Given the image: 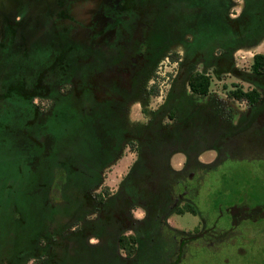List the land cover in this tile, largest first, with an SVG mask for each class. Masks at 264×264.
<instances>
[{
    "label": "trees",
    "instance_id": "16d2710c",
    "mask_svg": "<svg viewBox=\"0 0 264 264\" xmlns=\"http://www.w3.org/2000/svg\"><path fill=\"white\" fill-rule=\"evenodd\" d=\"M242 2L234 16L236 0H122L113 24L108 13L97 22L114 38L91 45L59 10L45 16L48 40L29 6L0 13V264H170L187 234L172 216L211 225L199 183L228 161L264 159V54L249 69L236 56L264 42V0ZM165 58L177 67L150 109ZM226 77L239 81L228 99L211 91ZM136 103L145 122L131 118ZM127 148L135 161L112 191Z\"/></svg>",
    "mask_w": 264,
    "mask_h": 264
},
{
    "label": "rangeland",
    "instance_id": "374dc122",
    "mask_svg": "<svg viewBox=\"0 0 264 264\" xmlns=\"http://www.w3.org/2000/svg\"><path fill=\"white\" fill-rule=\"evenodd\" d=\"M9 3L15 8L23 5V0H9ZM242 7V0H236V6L233 10L234 16L241 12ZM40 26L47 29L50 26L48 19L41 18ZM175 50L180 53L183 52L181 47ZM260 53L264 54V44L255 52L239 51L236 55L238 64L242 68L249 69L253 62V56ZM176 67L177 65L170 63L169 58H165L158 65L155 77L151 79L148 85L151 88L153 84H157L159 89L158 96L153 97L150 102V109H155L163 103L170 86V75L175 73ZM238 83L239 81L233 77H226L222 81L214 80L211 91L228 99L229 92ZM248 86L243 84L244 89H248ZM62 90L66 92L65 88ZM36 103L44 110L49 109L51 105L49 101L37 100ZM241 106V110L245 111V104ZM130 113L132 120L145 122L146 117L142 114L141 103L132 105ZM125 152V156L107 175L106 183L109 186L119 183L135 161V154L129 148ZM215 158L216 153L208 151L201 155V162L208 164L213 162ZM179 160H183L185 164L186 158L183 154H177L173 160L174 166L182 168V166H177ZM199 187L195 202L199 209L205 213L208 220L207 224L215 222L218 228L228 229L232 224L227 213L228 207L238 204L249 205L253 208L264 207V159H256L250 162L228 161L216 173L209 174L202 183H199ZM217 205L218 208L222 209L224 215L220 219H218L219 211L216 210ZM135 216L140 218L143 216V212L136 210ZM200 221L198 216L185 213L184 215L172 216L169 223L178 230L196 233L201 228ZM200 243L201 241H198L188 246L187 257L182 264H264V217L257 221L246 220L238 223L234 234L221 246L205 249Z\"/></svg>",
    "mask_w": 264,
    "mask_h": 264
},
{
    "label": "flooded vegetation",
    "instance_id": "af4514ba",
    "mask_svg": "<svg viewBox=\"0 0 264 264\" xmlns=\"http://www.w3.org/2000/svg\"><path fill=\"white\" fill-rule=\"evenodd\" d=\"M69 2V7L72 8L71 12L67 13L66 5ZM90 2L94 3V8L90 10V15L88 21L85 22L84 17H78L79 12H86V8L90 5ZM122 0H23V8L29 6L31 9L35 10L37 13L42 15V18L46 14H55L58 10L63 12L61 17L66 18L72 25L73 28L69 31V35L73 40L85 41L88 45L97 42H104L106 39L112 40L116 34L113 28H108L107 25L99 26L97 22L99 19H104L105 14H109L110 22L113 24L114 18L116 17V11L119 9ZM29 4V5H28ZM0 5L5 9H0V13L10 14L14 10V7L10 6L9 0H0ZM77 6L81 7L82 10L78 12ZM91 6V5H90ZM40 15V16H41ZM92 16V17H91ZM71 18L77 19V21H72ZM50 30H53L52 28ZM47 29L45 27L40 28V35L43 39H49V35L46 34ZM46 36V37H45ZM64 89V88H63ZM192 178V177H191ZM243 204H238L235 206H242ZM234 207V206H233ZM227 208L228 216L232 222L231 227L228 229H220L218 225L214 222L207 228L205 224L200 221L201 228L196 233H187L178 240V247L175 252V261L171 260L170 264H182L187 257V248L190 244L201 241V245L204 248L212 249L215 246H221L225 243L227 239L234 234V230L238 223L242 221H257L262 218L263 207H250L249 205L244 206L239 209V211L234 215L232 214L231 208ZM244 208L246 210H244ZM247 208L252 209L251 215L247 214ZM258 208V209H256ZM243 209V210H242ZM223 212L220 211L219 218L223 217ZM219 221V220H218ZM229 241V240H228ZM125 257L124 253L121 254Z\"/></svg>",
    "mask_w": 264,
    "mask_h": 264
},
{
    "label": "crops",
    "instance_id": "0c3cea01",
    "mask_svg": "<svg viewBox=\"0 0 264 264\" xmlns=\"http://www.w3.org/2000/svg\"><path fill=\"white\" fill-rule=\"evenodd\" d=\"M263 44H264V42L259 46V47H257V48H255L254 50H252V51H250V52H255V51H257V49H259V48H261L262 46H263ZM243 51V50H242ZM244 52H248V51H244ZM239 65V64H238ZM240 66V65H239ZM241 67V66H240ZM174 158H176V155L172 158V166L174 167V168H176V169H178V170H180V168L181 167H176V166H174V164H173V160H174ZM121 160V159H120ZM119 160V161H120ZM200 160H201V157H200ZM119 161L116 163V165L119 163ZM202 161V160H201ZM116 165H114L113 167H112V169L114 170V167L116 166ZM177 166H182V168H183V166H184V163H183V160H179L178 162H177ZM181 168V169H182ZM112 170V171H113ZM111 171V170H110ZM110 174V172H108V175ZM125 176V175H124ZM118 182L116 183V185H114V186H111V184H110V186L106 183V185L107 186H109L110 188H111V190L112 191H115L116 189H117V187H118ZM143 217V216H142ZM142 217H140V218H142ZM170 220V219H169Z\"/></svg>",
    "mask_w": 264,
    "mask_h": 264
},
{
    "label": "water",
    "instance_id": "95a60500",
    "mask_svg": "<svg viewBox=\"0 0 264 264\" xmlns=\"http://www.w3.org/2000/svg\"><path fill=\"white\" fill-rule=\"evenodd\" d=\"M244 206H247V205H242L241 207L240 206H234L233 208H231V211H232V214H236L238 211H239V209L241 210V208L242 207H244ZM256 209H258V208H256ZM263 209H264V207H263ZM243 210V209H242ZM244 210H246L245 208H244ZM247 214L248 215H251V213H252V209H249V208H247ZM264 217V210H263V213H262V218Z\"/></svg>",
    "mask_w": 264,
    "mask_h": 264
}]
</instances>
